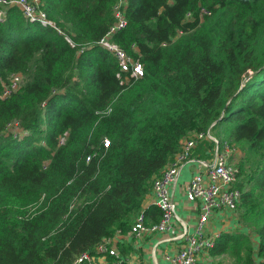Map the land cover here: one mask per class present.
I'll use <instances>...</instances> for the list:
<instances>
[{
  "label": "trees",
  "instance_id": "1",
  "mask_svg": "<svg viewBox=\"0 0 264 264\" xmlns=\"http://www.w3.org/2000/svg\"><path fill=\"white\" fill-rule=\"evenodd\" d=\"M119 1L44 0L75 44L0 6V95L11 74L24 78L0 97V264H89L78 257L141 211L157 222L160 209L145 205L154 179L209 128L240 151L243 227L210 256L264 264V0H125L112 40L144 67L129 82L97 44ZM212 146L191 156L210 158Z\"/></svg>",
  "mask_w": 264,
  "mask_h": 264
},
{
  "label": "built area",
  "instance_id": "2",
  "mask_svg": "<svg viewBox=\"0 0 264 264\" xmlns=\"http://www.w3.org/2000/svg\"><path fill=\"white\" fill-rule=\"evenodd\" d=\"M3 5H16L30 22L51 26L59 34L65 36V32L49 19L44 8V0H0V6ZM123 7L124 0H120L115 5L116 23L97 44L117 58L121 71L128 74L125 82H129L131 79L142 77L144 67L139 58H134L112 40L113 35L127 25ZM206 11L203 9L204 13ZM3 13L4 11L0 9V17ZM190 15L188 14V17ZM70 42L75 44L72 40ZM134 48L136 47L134 46ZM23 79V75L20 73L11 74L0 97L5 98L16 92L21 87ZM205 140L213 142L210 158L192 157L194 148ZM109 144V140H105V146L108 147ZM239 153V149L234 144L228 140H220L213 135L211 128L191 134L183 141L181 151L177 153L165 172L154 179L152 194L149 197H152L153 204L160 209V219L157 222H148L144 210L141 211L127 233L118 231L113 236L104 238L98 244L96 254L84 252L78 257L77 262L101 264L99 261L101 257L106 259L112 256L114 257L112 264H125L126 259H122L118 249L122 237L129 236L137 240H145L147 237L156 235H165V238L163 237L164 240L160 238L153 245L151 255L154 263L150 264H160L156 253L159 244L163 241L178 244L176 250L167 251L164 254L166 264H202V261L207 262L211 257L209 250L215 246L216 240L221 235L219 231H216L218 229L210 228L213 216L217 213L226 216L236 212L242 197V191L237 186L238 170L233 164ZM190 162L197 164L187 192V199L195 203L198 209L197 222L193 230L190 229L188 221L178 213V202L172 192V187L177 182L181 169ZM138 264L149 263L138 262ZM255 264L262 263L256 260Z\"/></svg>",
  "mask_w": 264,
  "mask_h": 264
},
{
  "label": "crops",
  "instance_id": "3",
  "mask_svg": "<svg viewBox=\"0 0 264 264\" xmlns=\"http://www.w3.org/2000/svg\"><path fill=\"white\" fill-rule=\"evenodd\" d=\"M208 153V152H207ZM199 155V154H198ZM200 157V156H199ZM202 158V157H200ZM206 158V157H205ZM196 163L190 162L187 163L182 169L179 174V177L177 179V182L172 187V192L174 194L175 199L180 205V213H178L188 221L190 225V229L193 230L196 222H197V214L198 209L195 203L190 202L187 199V192H188V185L190 182V179L194 173V170L196 168ZM152 197H149V199L145 202V205H148L152 202ZM217 216H223L219 213L215 214L212 219H217ZM225 218V216H223ZM192 222V223H190ZM210 228L211 229H218L216 231H219L221 234L223 232H227L230 230H222L220 229V223L216 221L210 222ZM165 235H156V236H150L147 237L145 240H137L133 237L124 236L119 241V253L122 257V259H126L125 264H138V262H146V263H154L151 251L153 245L161 238V240H164ZM219 238V237H218ZM160 246H164V251L161 252L159 249ZM121 247L125 250V252H122L120 249ZM178 247V244L176 242H162L158 246V250L156 253L157 260L160 264H166L164 260V254L167 251H173L176 250ZM101 264H112L114 259L111 261L109 258H100L99 259ZM203 262V261H202ZM201 262V263H202ZM203 264H214L210 262H205Z\"/></svg>",
  "mask_w": 264,
  "mask_h": 264
},
{
  "label": "rangeland",
  "instance_id": "4",
  "mask_svg": "<svg viewBox=\"0 0 264 264\" xmlns=\"http://www.w3.org/2000/svg\"><path fill=\"white\" fill-rule=\"evenodd\" d=\"M124 2H125V0H124ZM4 14H5V12L3 13V15ZM3 15H1V17H3ZM61 29L65 32V36L68 39L73 41L72 37L62 27H61ZM11 128L12 129H17V128H13V127H11ZM213 133H215V131ZM221 139H222V137H221ZM237 161H238V158L235 159L234 162H233V164L236 167H237V163H236ZM179 209H180V205L178 203V211L180 213ZM213 220L218 222V223H220V227H221L220 229H222V230H230V231L232 230L234 232V231H237V230L243 228L242 227V221L240 220L239 212L237 210L234 213L226 215L225 218L223 216H217V219H212V221ZM190 223H192V222H190ZM250 234H251L253 240L255 241L256 237H255L254 233L251 232ZM159 249L161 250V252H163L164 251V246H160ZM233 261L234 260L232 258H230L229 256H227V255L226 256L225 255L224 256H220V257L214 258V259L212 257H210L209 260H207V262L214 263V264H232ZM205 262L206 261H203L202 264L205 263Z\"/></svg>",
  "mask_w": 264,
  "mask_h": 264
}]
</instances>
